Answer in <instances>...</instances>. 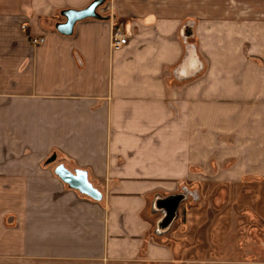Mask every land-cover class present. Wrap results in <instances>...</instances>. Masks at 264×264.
<instances>
[{
  "label": "crops",
  "instance_id": "obj_1",
  "mask_svg": "<svg viewBox=\"0 0 264 264\" xmlns=\"http://www.w3.org/2000/svg\"><path fill=\"white\" fill-rule=\"evenodd\" d=\"M95 1L0 0V264H264L211 224H264V0H101L59 31ZM209 196L212 238H175Z\"/></svg>",
  "mask_w": 264,
  "mask_h": 264
},
{
  "label": "rangeland",
  "instance_id": "obj_2",
  "mask_svg": "<svg viewBox=\"0 0 264 264\" xmlns=\"http://www.w3.org/2000/svg\"><path fill=\"white\" fill-rule=\"evenodd\" d=\"M238 181L239 180H234V182H238ZM246 186L247 184L242 185L240 181L238 183H234L228 186L229 188H234L233 190H235L234 202L237 205L238 213L243 212L242 211L243 199L247 201V198H248V200L251 201L250 199L251 195L247 197L242 195V187H246ZM251 186L256 187V184H253ZM210 203H211L210 196L206 197V200L203 202L204 205L199 206L200 208L202 207V209L200 208L197 209L198 214H194L191 212L188 213L187 210H189V208H186L184 219L181 220V225L179 226L177 230V234L175 235V238H182L183 236H185V234L188 233L190 234V237L192 239L194 236L193 231L196 228H198V227L192 226L196 221L198 225H200L199 228L201 227V231H199L198 236H202L206 234L207 235L206 237L212 238L210 220L205 219V213H204L205 206H207L208 209L209 208L212 209V206H210ZM217 204L219 203H216V207H217ZM213 207H214V204H213ZM214 212L215 211L212 210L211 214L214 215ZM221 212H222L221 209H217L216 210V213H218L217 219L211 220L212 231L214 234L213 239L216 245L218 246V250H221L224 255L231 254L233 256H238L237 254H240V251L242 250L245 242L248 241L250 243V248H251L250 255L253 256L252 258H263L264 257V224L263 222L254 221L255 223L247 224L246 221L241 218V216L238 218H234L235 225L232 227V232H234V235L232 234L231 236L229 232L230 234L229 237L231 238L228 237V239H226L225 237H223V235L228 229H231V228H227L229 226L223 225V223H220L221 220L225 222V217H226L225 213L223 215H220ZM226 212L228 213L229 216H231V214L232 215L234 214L231 210H226ZM206 222L207 224L203 226V224ZM200 223L201 224L203 223V224L201 225ZM190 243L192 244V242Z\"/></svg>",
  "mask_w": 264,
  "mask_h": 264
},
{
  "label": "water",
  "instance_id": "obj_3",
  "mask_svg": "<svg viewBox=\"0 0 264 264\" xmlns=\"http://www.w3.org/2000/svg\"><path fill=\"white\" fill-rule=\"evenodd\" d=\"M100 3L101 0H96L88 8L82 10H68L66 12V22L58 25L59 31L64 34H69L78 20L96 16L95 8ZM55 174L70 188L78 190L80 193L94 200L102 199L101 191L89 181L88 174L85 170L78 169L71 171L64 164H59L55 168Z\"/></svg>",
  "mask_w": 264,
  "mask_h": 264
},
{
  "label": "built area",
  "instance_id": "obj_4",
  "mask_svg": "<svg viewBox=\"0 0 264 264\" xmlns=\"http://www.w3.org/2000/svg\"><path fill=\"white\" fill-rule=\"evenodd\" d=\"M129 35L124 34L122 30L117 29L115 30L113 36H112V42L111 45L114 49H119L123 47L128 42ZM35 44H40L43 42L42 38H35L32 40Z\"/></svg>",
  "mask_w": 264,
  "mask_h": 264
}]
</instances>
